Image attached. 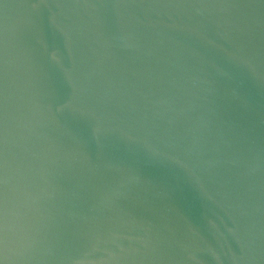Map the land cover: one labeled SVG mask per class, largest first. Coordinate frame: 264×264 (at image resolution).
Returning a JSON list of instances; mask_svg holds the SVG:
<instances>
[{
	"label": "water",
	"instance_id": "1",
	"mask_svg": "<svg viewBox=\"0 0 264 264\" xmlns=\"http://www.w3.org/2000/svg\"><path fill=\"white\" fill-rule=\"evenodd\" d=\"M0 264H264V0H0Z\"/></svg>",
	"mask_w": 264,
	"mask_h": 264
}]
</instances>
